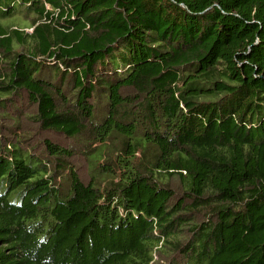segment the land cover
I'll use <instances>...</instances> for the list:
<instances>
[{
  "label": "trees",
  "instance_id": "1",
  "mask_svg": "<svg viewBox=\"0 0 264 264\" xmlns=\"http://www.w3.org/2000/svg\"><path fill=\"white\" fill-rule=\"evenodd\" d=\"M7 112L0 264H264V0H0Z\"/></svg>",
  "mask_w": 264,
  "mask_h": 264
},
{
  "label": "rangeland",
  "instance_id": "2",
  "mask_svg": "<svg viewBox=\"0 0 264 264\" xmlns=\"http://www.w3.org/2000/svg\"><path fill=\"white\" fill-rule=\"evenodd\" d=\"M27 32H30V30H28ZM21 111L23 114H33L34 108L32 106H30L29 104H26L24 101V102H22ZM6 114H7V117H6V119L3 118L4 121L2 119H0V129L5 136H6V134H5L6 130H9L12 127V121L10 120V118L11 117L16 118L15 115L11 112H7ZM17 118H19V117H17ZM21 120H22V125H21L22 131L23 132H29V133L32 132L27 136V139H25V141H24L25 145H29V146H33V147L35 145H38L40 147L39 142L42 138L50 139L56 144H63V145H69L70 144L68 142V140L67 141L65 139L63 140V138H61L57 135H54L51 133H46V132H40V131L36 132L34 130V129H36V126L32 122L30 123L29 120L25 119V118H22ZM33 132H35V133L33 134ZM31 134H33V135H31ZM7 135H9V132L7 133ZM76 163L80 164L79 170H80V174H81L82 178L84 180L87 179L86 166L83 163L81 164V162H78V161H76Z\"/></svg>",
  "mask_w": 264,
  "mask_h": 264
}]
</instances>
